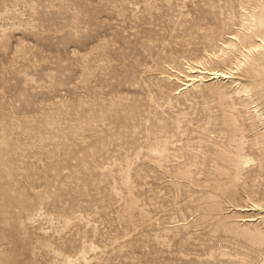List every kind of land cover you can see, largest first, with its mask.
I'll return each instance as SVG.
<instances>
[{"label":"rangeland","instance_id":"374dc122","mask_svg":"<svg viewBox=\"0 0 264 264\" xmlns=\"http://www.w3.org/2000/svg\"><path fill=\"white\" fill-rule=\"evenodd\" d=\"M257 1L0 0V264H264V122L176 78Z\"/></svg>","mask_w":264,"mask_h":264},{"label":"bare ground","instance_id":"6f19581e","mask_svg":"<svg viewBox=\"0 0 264 264\" xmlns=\"http://www.w3.org/2000/svg\"><path fill=\"white\" fill-rule=\"evenodd\" d=\"M257 1V0H256ZM261 1V0H260ZM258 2V1H257ZM257 6V5H256ZM259 6V5H258ZM251 7V6H250ZM261 10L258 16V24H264V5L260 6ZM256 9V8H255ZM247 14V13H246ZM250 16V15H249ZM251 17V16H250ZM249 23V22H248ZM245 25V24H244ZM251 26V25H250ZM246 27V26H244ZM246 31V29H244ZM244 31V32H245ZM249 32V31H248ZM247 32V33H248ZM245 34V33H244ZM261 34V33H260ZM258 33H252L250 36H248L247 38H252L253 36H255V40H252L249 42V40L247 41L248 44L246 45V40L245 38L239 39V36L236 33H232L231 35H229L230 37L228 38V42L225 45V49L226 48H230V46H241L242 50H241V57L235 60L234 63V67H227L228 69H219L216 66L218 65V63H224L225 62V57H226V50L222 49L220 54H216V53H210L208 54V56L206 57V60L204 61H197L198 65H194L190 62L185 63L186 61H184V63L186 64L185 70L181 71V77H176L178 80V83L180 82L181 86L179 88V92H182L184 90H188L189 88H198L201 85H216V86H221V87H229L234 93L235 95H240L243 98V102L245 105L248 104H252V107H249V115L251 116V120L255 119V121H259V122H264V109L262 107L263 102H264V88L262 86L261 83H259V81L256 80L257 83L261 84H256L253 82H247L241 78H239V72H241V70H243V68L246 69H250V70H254V66L256 64H260L263 63L264 61V30L262 31V34L260 35ZM246 35V34H245ZM235 40H237V42H235ZM223 45V44H222ZM223 47V46H221ZM235 48V47H234ZM238 48V47H237ZM220 49V48H219ZM234 50V49H233ZM219 51V50H218ZM237 51V50H235ZM207 52V51H206ZM213 52V51H212ZM230 52V51H229ZM218 53V52H217ZM236 54V53H235ZM236 54V55H239ZM240 56V55H239ZM200 59V58H199ZM204 59V58H203ZM231 62V61H230ZM234 62V61H233ZM195 63V62H194ZM232 63V62H231ZM196 64V63H195ZM223 67V66H222ZM172 70V69H171ZM175 70V69H174ZM257 70V69H256ZM177 71V70H176ZM246 71V70H245ZM243 73V72H242ZM246 74V73H245ZM241 77V76H240ZM170 78V77H169ZM253 79V78H252ZM231 92V93H233ZM183 94V93H182ZM241 98V97H240ZM234 104V103H233ZM250 106V105H249ZM243 107V105H242ZM246 108V106L244 107ZM246 110V109H245ZM248 112V111H247ZM244 113V112H243ZM226 115V114H225ZM228 115V114H227ZM226 115V116H227ZM232 115V114H231ZM230 116V115H228ZM230 117H235L234 116H230ZM223 118V117H221ZM244 118V117H243ZM226 119V117H225ZM224 119V120H225ZM231 119V118H229ZM235 119V118H234ZM228 120V119H227ZM248 120V119H247ZM246 120V121H247ZM250 120V118H249ZM248 120V121H249ZM244 121V120H243ZM242 121V122H243ZM254 121V120H253ZM224 122V121H223ZM238 122V121H237ZM236 123V122H235ZM240 123V121H239ZM231 124V123H229ZM237 124V123H236ZM235 124V125H236ZM247 124V123H246ZM232 125V124H231ZM227 126V125H226ZM230 126V125H229ZM228 126V127H229ZM233 126V125H232ZM264 126V125H262ZM231 127V126H230ZM229 127V128H230ZM260 127V125H259ZM227 128V127H226ZM228 128V129H229ZM233 128V127H232ZM239 128V127H238ZM227 129V130H228ZM237 129V128H236ZM232 131V130H231ZM235 131V130H234ZM204 133V131L202 132V134ZM258 133V132H257ZM264 134V133H263ZM201 136V135H200ZM204 136V134H203ZM233 136V134H232ZM261 136V135H259ZM205 137V136H204ZM203 137V138H204ZM236 137V136H235ZM243 137V136H242ZM263 137V136H262ZM202 138V137H201ZM200 139V138H199ZM207 139H210L209 137ZM256 139V138H255ZM206 140V138H205ZM204 140V141H205ZM259 140V139H258ZM257 140V141H258ZM261 140V139H260ZM259 140V141H260ZM201 141V139H200ZM203 141V142H204ZM212 141V140H211ZM251 141V140H250ZM256 141V140H255ZM246 142V141H245ZM256 143V142H255ZM249 144V143H248ZM207 145V144H206ZM217 145V144H216ZM243 145V144H242ZM241 145V146H242ZM251 145V144H250ZM253 145V144H252ZM257 145V144H256ZM259 145V144H258ZM204 146V145H203ZM213 147V145H212ZM254 147V145H253ZM264 148V147H263ZM262 148V150H263ZM215 149V147H214ZM259 149V148H258ZM261 150V149H260ZM213 152V151H212ZM218 153V151H216ZM222 152V151H221ZM215 153V152H214ZM213 153V154H214ZM216 153V155H217ZM160 154V153H159ZM227 154V153H226ZM188 155V154H187ZM264 155V154H263ZM189 157V156H188ZM219 157V156H218ZM243 157V155H242ZM215 158V157H214ZM228 159V157H227ZM232 159V158H231ZM230 159V160H231ZM250 159V158H249ZM188 160V158H187ZM212 160V158H211ZM223 160V159H222ZM233 160V159H232ZM231 160V161H232ZM210 161V160H209ZM208 161V162H209ZM213 161V160H212ZM238 161V160H237ZM186 162V161H185ZM226 162V161H225ZM211 163V162H210ZM233 163V162H232ZM237 163V162H236ZM250 163V162H249ZM209 164V163H208ZM214 164V163H213ZM212 164V165H213ZM219 164V163H218ZM189 165V164H188ZM235 165V164H234ZM233 165V166H234ZM215 167V165H213ZM232 166V165H231ZM190 167V166H189ZM196 167V165H195ZM213 167V168H214ZM219 167V166H218ZM238 167V166H237ZM236 167V168H237ZM186 168H188L186 166ZM235 168V169H236ZM239 168V167H238ZM191 169V167H190ZM217 169V168H216ZM224 169V167H223ZM227 169V168H226ZM224 169V170H226ZM220 170V169H219ZM229 170V169H227ZM195 171V170H194ZM233 171V170H232ZM202 172V171H201ZM231 172V171H230ZM199 173V172H197ZM180 174V173H179ZM184 174V173H182ZM235 174V173H234ZM238 175V174H237ZM192 176V175H191ZM225 176V175H224ZM228 176V174H227ZM226 176V177H227ZM233 176V173H232ZM239 176V175H238ZM124 178V177H123ZM234 179V177H232ZM125 179V178H124ZM187 179V177H186ZM212 180V179H211ZM211 180L209 183H211ZM126 181V180H125ZM232 181V180H231ZM178 182V181H177ZM206 182V181H205ZM233 182V181H232ZM235 182V181H234ZM216 183V182H215ZM205 184V183H204ZM213 184V183H212ZM217 184V183H216ZM206 186V185H205ZM214 186V185H212ZM213 188V187H212ZM218 188V187H217ZM234 190V189H233ZM227 191V190H226ZM225 191V192H226ZM252 191V190H251ZM231 193V192H230ZM252 195V193H249ZM209 195V194H208ZM212 196V195H211ZM233 196V195H232ZM208 197V196H207ZM248 197V196H247ZM213 198V196H212ZM232 198V197H231ZM39 200H41L39 198ZM38 200V201H39ZM229 200V199H228ZM249 200V199H248ZM263 200V199H262ZM234 201V200H233ZM264 201V200H263ZM40 202V201H39ZM212 202V201H210ZM215 202V201H213ZM253 202V201H252ZM251 202V203H252ZM231 204V203H230ZM234 204V203H233ZM236 204V203H235ZM210 206V205H209ZM213 206V205H212ZM235 207V206H234ZM250 208H240L239 211L241 212H253L252 214H248L246 215V219H243V223L247 222L251 224H255V223H260V222H264V215L262 214V210L264 209V206L261 204H252L249 206ZM211 208V207H210ZM209 210V208H208ZM218 210V209H217ZM236 210V209H235ZM238 211V210H237ZM210 212V210H209ZM236 214V213H235ZM233 215V214H232ZM238 214H236L237 216ZM234 216V215H233ZM226 217V216H225ZM244 217V216H242ZM227 219H230L229 217ZM239 219V218H238ZM240 221V220H239ZM242 223V224H243ZM264 225V224H263Z\"/></svg>","mask_w":264,"mask_h":264}]
</instances>
